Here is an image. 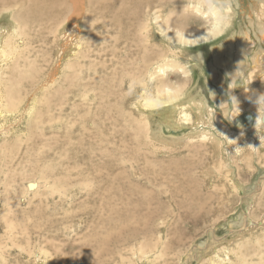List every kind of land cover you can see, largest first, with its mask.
<instances>
[{"label":"rangeland","instance_id":"obj_1","mask_svg":"<svg viewBox=\"0 0 264 264\" xmlns=\"http://www.w3.org/2000/svg\"><path fill=\"white\" fill-rule=\"evenodd\" d=\"M198 1L193 0L198 9L203 12L207 11V2L215 6L220 3L227 5L228 2L232 9L231 23H224L226 29L212 41L194 45H184L180 42L171 44L165 36L155 34L160 48L154 49V52L155 55L163 56V58L154 61H160V65L177 63L178 66L184 67L188 71V78L177 74L175 77L176 75L172 73L171 79L170 77L168 79L169 83L172 82L171 84L174 85L176 82L181 83V88L185 87L183 95L185 98L198 94L199 98L211 105L222 116L226 125L238 129L242 126L243 115L238 114L236 117L232 115L234 95L246 88V78L255 67L254 57H257L259 62L264 61V31H262L264 27L261 29L259 27V24L264 21L260 19L263 3L259 0H203L200 4ZM81 3L83 10L87 12L86 0H81ZM172 5L179 7L178 4L173 3ZM4 8L0 7V27L2 25L15 26L12 19L15 14L14 9L4 13ZM72 11L74 12V6ZM70 15H75V13ZM105 17L108 18V16ZM189 18L185 26L187 33L195 34L201 30H211L213 27L209 19L201 17L198 13ZM73 24L74 20L68 23L69 27ZM153 30L154 26L151 31ZM45 33L44 29H39L36 34L30 33L29 37L28 31L24 32L26 36L24 45H28V49L22 47L26 49L20 53V57L31 52L30 57L36 58L35 60L39 61L37 63L42 66L44 62L43 58H40L42 54L39 50L42 48L45 53L48 48L53 49L50 43H47V48H45L46 45L43 43ZM232 38L236 42V48H238L239 39H246L244 49L247 50H244L245 56L242 57L247 66L246 71H244V77L236 81V93L233 94L228 92L230 77L225 67L219 66L218 70H213L211 67L217 53L224 60L230 59L231 55L227 54L230 51L228 44ZM106 48L107 46H105V51H112ZM220 49L225 53L223 54ZM56 54L57 52L47 54V56H52V59L49 57L45 59L48 66H42V69H45L43 72H40L37 66L31 69L29 62H20L22 69L19 74L28 77L27 80L37 78V76H39L37 79H42L35 93L27 85L28 81H25L26 85L23 84L22 87L21 85L14 86L13 90L15 98H18L19 91L22 94L23 91L28 92L31 89L28 105L34 100L38 103L36 108L31 110L33 118L36 116L32 130H27L31 119L26 114L8 116L7 121H0V144L4 141L13 144L9 150L5 148L0 150V217H5L14 226L12 236L7 234L0 224V249L2 251L0 264H198L195 258H200L206 253L208 245L211 246L219 240L227 239L231 237V232L240 229V226H236L238 219H242L243 214L247 216L243 200L250 197L251 190L255 191L253 198L256 204L254 210L251 211V216L254 219L264 217V187H262L264 186V171H262L264 158L261 157L264 149L259 151L261 154L252 153L250 161L243 160L241 155H236L237 152L231 153L232 149L231 151L226 149L228 162L223 160L220 165L225 166L228 163L229 167L226 166L227 169H225L222 165L223 170L219 162L215 161L217 159L210 148L194 147V145H189V140L184 141L180 146L164 147L166 151H160L163 146L156 143L159 151H155L153 149L155 147L148 146L145 138L139 132H135L134 128L138 125L135 121L136 117L129 114L130 111H136L133 103L140 100L143 85L132 87L127 83L124 92L130 94V97L120 102V96L117 95L119 89L112 85L114 81L112 72L116 71L118 79L122 78L126 82L131 78L122 69H115L120 67L119 65L114 68V64L104 58L107 53L103 54L102 59L97 60L98 63L85 59L86 65L95 63L97 68L84 70L82 78L78 79V82L84 85L77 88L74 94L67 96V99L71 98L68 99L70 105H66V110L64 109L60 114L53 104L61 101L62 96H58L49 85L43 88V84H49V80L53 77L52 68L58 70H55L56 74L60 72V78L55 82V89L63 85V88L67 89L69 85L65 83L64 78H61L66 76L68 71L65 70L64 65H59ZM199 54L203 56L201 61L196 60L197 57L194 58ZM32 58L29 60L32 61ZM169 60L170 62H167ZM108 64L112 72L106 69ZM11 65L0 71V81H6L5 84H7L4 90L5 95L6 91L8 94L11 83L16 82L14 78L17 81L20 80ZM234 65H236L235 59ZM145 66L138 60L132 64L133 69L130 74L135 76L139 82H148L147 93L151 94L157 83L155 79L149 82L147 73L150 71L146 70ZM228 68L231 69L229 66ZM262 77L264 73H258L255 76L256 81L264 85ZM10 78L12 81H9ZM24 94L21 96L24 97L26 95ZM20 95L19 98H21ZM51 100L55 102L50 103ZM49 103L52 105L48 109ZM223 104L227 106L229 112L227 116L223 113ZM23 107L27 112L30 110V107L22 105L17 106V111ZM51 111L53 112L50 113ZM38 112L42 114L45 112L48 116L38 118ZM49 115H53L52 127L48 121L51 118ZM246 115L255 116L251 110L247 111ZM153 116L155 119L152 121V130L158 124L160 125V122L165 123L163 121L165 118L160 117L158 113ZM43 120H45L44 123ZM165 127L163 135L168 138L170 132ZM190 128L187 125L181 131L173 133V136L177 135L181 138L189 132ZM207 165L211 167L215 165L217 170L213 174L215 179H221L225 183L228 180L225 172L228 171L232 177L237 176L242 185L251 188L243 193L236 191L228 184L224 190L227 197L224 195L222 205H214L212 209L211 205L218 203L216 191L210 190L212 183L205 178L204 186L193 184V180L196 181L198 176L200 177L199 171ZM184 178L186 184L182 183ZM30 183L38 184L37 190L29 191ZM257 183L261 185V192L256 191ZM187 184H189L188 187ZM183 187H187L185 191L189 194L182 196L179 193ZM205 193H211L208 198L211 199L210 205L207 207L212 211L201 213L198 219L196 216L187 219L190 213L196 211L203 204V200L207 199L208 196ZM178 196L186 200H181ZM10 203H13L12 207ZM188 204L190 205L187 209ZM102 210H105L106 215L109 216L102 215ZM97 211L100 213L98 214ZM84 214H87V217ZM136 214H139L138 218ZM183 214L186 215L183 216ZM105 217H109V224L106 223ZM166 244L171 247V250L168 255L161 257V247L165 248ZM154 246H157L156 250ZM143 248L147 249L146 253L141 250ZM218 255L219 260L213 258L214 261L206 260L203 264L214 262H216L214 264H264V230L259 228L234 240L230 245H225Z\"/></svg>","mask_w":264,"mask_h":264},{"label":"bare ground","instance_id":"obj_2","mask_svg":"<svg viewBox=\"0 0 264 264\" xmlns=\"http://www.w3.org/2000/svg\"><path fill=\"white\" fill-rule=\"evenodd\" d=\"M68 1L67 0H0V7L2 8L5 7L4 13L10 12L11 9H14L15 11L14 16H12L15 26L10 25L8 27L7 25H2L0 27V71L5 69V67H8L10 64H12L11 66L13 70L17 72L16 75H19L20 78V80L18 79L19 81H17L14 78V81L16 82H14L13 84L11 83V87H9L8 94L6 91V95L4 94V90H6V85H7L5 84L6 81L3 80L0 81V121H4V122L7 121L8 116H15L17 114H21L24 116L26 114L30 116L29 118L31 119L28 122L29 124L27 126V130L30 131L32 130V124L36 119V116L35 118H33V112L31 110L36 108V104L38 103L37 101L35 102L34 100L30 105H28L29 103L28 101L30 98L29 91L32 89V92L35 93V90L39 88L42 82L41 79L42 77L40 76L41 80L37 79L39 78V76H37V78H33V79L29 78V80H27L28 77L24 76L23 74H19V71L22 69V64L20 62H29L28 64L29 66H31L30 67L31 69L37 66L39 71L43 72L45 71V69H42V66L45 67L48 66V63L46 64L47 60L45 61V59L47 57L52 59V56H47V54L51 55V52L52 54H55L57 52L56 58L59 60V65L61 66L64 65L65 70L68 71V74L61 78H64L63 80L65 81V83L69 85L67 89L63 88L64 85L61 88L57 87L55 89V82L57 81L58 78H60L59 77L60 72L59 73L57 72L58 74H56L55 73L56 68H52L51 70L53 77L52 79L49 80L50 81L49 84L47 83L43 84V88H46L47 85H49V87L53 89L58 94V96L59 95L62 96L61 101L53 104L54 108H57L56 111L60 112L61 114L64 111V109L66 110V105L67 106L70 105V102L68 101L69 97L67 99V96L74 94L77 88L84 85L83 83L78 82V79L82 78V75L84 74V70L89 71L93 69L95 70V68H97V65H95V63H93V65L91 64L86 65L87 62L86 60L89 61L93 60L98 63L97 60L102 59L104 57L103 54L107 53V55H105L104 58L105 59L107 58L108 62L113 63L114 68L119 65L120 67H117L115 69H122L131 78L130 81L128 82L124 81L122 78L118 79V75L116 71L113 72L111 71V66H109L110 64H108V66L106 67L107 70L112 72V78L114 80L112 85L113 86L115 85L119 89V93L117 95L120 96L119 99L120 102H123L126 98L130 97V94H126V92H124L127 83H129L132 87H135L137 85L140 86L143 85V94L140 100L133 103V105L136 108L135 109L136 111L134 112L130 111L129 114L134 115L136 117L135 121H137L138 125L136 126V128L133 127L135 132L136 131L139 132L141 136L145 138V141L147 142L148 146L155 147L153 148L155 149V151H159L158 150L159 146L157 147L156 143L163 146L162 150L160 151H166L164 147L168 148V147L180 146L183 144L184 141L189 140L190 141L189 145H194V147L200 146L201 148L203 147L204 149L210 148L214 152L215 155L214 157H216L215 159H217L215 161L219 162V166L221 167V169L223 167L227 169L226 166L229 167L228 163L225 166L224 164H222L223 167L222 165H220L223 160L227 161L226 149H228L229 151H231L232 149L231 153H233V151L237 152L236 155L238 154L241 155L242 159L247 161H250V158L252 157V153L257 154L260 153L259 151L261 149H264V85H262L263 83L259 84V82L256 81L255 78V76L258 73H262V74L264 73V68H263L264 61L259 62L258 58L254 57L253 60L255 63V67L250 72V74H248L246 78V86H245L246 88H244V91L242 92L240 91L238 94L234 95V110L232 115L233 117H236V115L238 114L243 115L242 126H240L238 129H233L232 127L226 125L225 122L222 120V116H220V114L216 112L211 107V105H208V103H205L203 99L199 98L198 94H196L194 97L191 95L185 98V96H183L185 87L181 88L180 86L182 85L181 83L179 84V82L178 83L176 82L177 84L175 83V85L171 84L172 82L169 83L168 79L172 73H174L175 75L177 74L179 76L183 75V78H188L187 76L188 71L184 67L178 66L179 64L177 63H166L160 65V61H154L156 59L161 60V58H163V56L159 57L155 55L154 49H157L158 47L160 48L159 42H156L157 36L155 34L165 36L171 42V44H176L180 42L183 43L184 45H194L203 42H209L212 41L215 37H217L218 34H221L226 29L224 23L230 24L231 23L230 20L232 19L231 18L232 9H231V5L228 2L227 5H223L220 3V5L218 6H215L213 3L207 2L206 4L207 11L203 12L198 9V7L195 5L193 0H86V3H88L87 5L88 8H87V12H85L83 10L84 8H83V4L81 3V0L79 1L75 0L76 2L74 0H68ZM202 1L203 0H199L198 2L201 4ZM259 2L263 3V6H261L262 17L260 15L259 16L261 17L260 19L264 20V0H259ZM173 3L178 4L179 7H174L172 5ZM73 6H74V12L72 11ZM78 12H80V14H78ZM74 13L75 15H70ZM197 13L200 14L201 17L204 16L207 19H209V21L213 23V27L211 30H201L200 32L195 34L187 33L185 31V26L190 20L189 17ZM105 16H108V18H106ZM73 20H74V24L71 27H69L68 23ZM152 26H154L153 31H151ZM259 27L260 29L264 27V21L259 24ZM39 29H44V32H46L45 33L46 37L45 40L43 41V43L46 45L45 48H47V43H50V45L52 44L53 47V49L48 48V51L45 53H44L45 51L44 49L41 48L39 50L40 53L42 54V57L40 58H43V62H44L42 66L37 63L39 61H36L35 60L36 58L33 59L32 57H30L31 52H28L26 55L20 57V53H22L23 50H25L26 48L28 49V45L26 46L24 45L26 40V36L24 32L28 31L30 37V33L36 34ZM262 31H264V29ZM245 38H247V36H245ZM245 41L246 39L238 40V48H239L238 49L235 47L236 44L235 40H233L232 38L228 44L230 51L228 50L229 54H227V55H231L229 57L230 61L224 60L219 53L217 54L215 53L216 56L214 58V63L211 66L213 70H218V67L222 66L225 67V69L228 71L227 73H229V77H230L229 78L230 85L228 92L231 94L235 92L236 81L238 80V78L242 77L244 71H246L245 67L247 66L246 64H244L242 59V57L245 56L244 54V50H246L244 49ZM29 44L31 45L30 42ZM105 46H107V48L111 49L112 51H105ZM22 47H26V48L22 49ZM221 52L223 53V51ZM233 55H235V57H233ZM30 58H32L33 60L32 61L29 60ZM194 58H196V60L201 61L203 59V56L199 54L196 55ZM23 59L24 61H22ZM234 59L236 65H234ZM138 60L146 65L145 66L146 70L148 69V71H150L147 73V76L149 77V82L153 81L154 79L156 80L157 85L155 83L156 87L154 89V92L151 94L147 93V89L149 86L148 82H139L135 76L130 74L133 69L132 64H135ZM167 62H170V60ZM154 66H156L155 69ZM228 66L231 67V69L228 68ZM12 68H8V69L11 70ZM8 73L11 74L10 72ZM177 75L175 77H177ZM11 77H13V75ZM1 78L3 79L2 74H1ZM261 79H264V77H262ZM10 80L11 78L9 79V81ZM25 81H28L27 85H29V88L31 89L30 90L28 89L29 90V91L27 90L28 92L23 91L22 94L19 91L17 93L18 95L16 94L18 98H15L13 91L14 86L21 85L20 87H22L23 84H25L24 83ZM182 81L183 83H186L185 80ZM217 85H219V83ZM23 93L26 94V95L24 94L25 95L24 97L21 96L23 95ZM19 95L21 96V98H19ZM57 99L58 97L56 98V100ZM53 101L54 100H51L50 103ZM17 103L19 105H17ZM50 103L47 106L48 109L52 105ZM22 105L30 107L29 110L30 112L29 111L27 112V110H25L24 107L21 108L19 111H17V106H22ZM77 106L78 105H76V107ZM247 106L249 107L247 108ZM222 107H223L222 109H224L223 113L227 116L229 113L227 110V106L223 104ZM52 110L55 109L52 108ZM249 110H251L255 114L254 119L249 118V116L246 115V112ZM52 112L53 111H51L50 113ZM156 113H158L160 117L165 118L163 120L165 121V123L163 122L164 124L163 125L162 122H160V125L158 124L157 126H155V129L152 130L153 128L152 121L155 119L153 115H155ZM138 114L140 115L139 117ZM46 115L47 114L45 112H43V114L41 112L37 113L38 118H40L41 116L44 117ZM50 116L51 115H49V117ZM206 116H208V118ZM52 117L53 115L48 120L51 127H52V123L54 122V119ZM133 119L135 118L133 117ZM44 122L45 120H43V123ZM187 125L190 126L191 128L188 133L186 132L183 135V137L179 138L177 137V135L173 136V133L181 131L184 127H187ZM164 127L169 130L168 132H170V137L168 138H166L165 135H163ZM1 128H3V126H1ZM7 131L9 132L10 130ZM11 144L12 143H6L5 141L2 142V144H0V150L3 148L9 150ZM196 151L198 152V150ZM261 157L264 158V154L261 155ZM232 161L233 160H231V162ZM216 165L218 166V164ZM216 171L217 170L215 168V165L212 167L211 165H207V167L203 168L202 171H199L200 177L198 176L196 181L193 180L194 186H197V184L202 186L203 183H206L205 178H207L212 183V186H210L212 188L210 190L213 191L215 190L217 193V194L215 193V195H217L218 198V203L211 205L212 209L214 205H218V206L222 205L221 202L224 200L223 197L226 194L224 190H226L228 184L231 187H233L236 191L238 192L242 191L243 193L249 191V189L251 188L242 185L240 183L239 178L237 179V176L232 177L228 171L225 172L227 174L224 173L228 178V180L225 183L224 181L222 182L221 179L217 180L213 177V174L216 173ZM262 171H264V167ZM217 173L221 174L220 172ZM194 174L195 173H193V176H195ZM214 181L217 183V185ZM182 183L186 184L185 178ZM183 184H181V186ZM188 185L189 184H187V187ZM37 187L38 184L30 183L28 190L35 191L37 190ZM187 187H183L180 189L179 193H181L182 196H185V194L187 193V191H185L187 190ZM255 188L256 191L258 190L259 192L261 190L260 183H257L255 185ZM213 191H211L212 194ZM254 193L255 191L251 190V193L249 194L250 197L245 199V201L243 200V203L246 208L245 212H247V216L243 214V218L242 219L240 218L241 220L238 219L236 226H240V229L231 232L232 234L231 237H227V239L217 241L215 243L217 245L215 244L211 246L208 245V247H206V253L202 254L200 258L197 257L195 258V260H198V264H200L201 262L203 264L206 260L214 261L213 258H218L219 260L220 258L218 254L223 251V247L225 245L226 246L230 245L234 240L240 239L259 228L261 230H264V217L259 219H254L251 216V211L254 210V208L256 207L253 198ZM187 194H189V192ZM209 194H206L208 196L207 199H205L206 197L204 198L202 197L203 199H205L203 200V204L199 206L196 211L193 212L191 210L192 213H190L187 219L191 217L194 218L195 216L196 219H198L199 217H201L200 215L201 213L203 214V212L212 211L210 210L211 208L208 209L209 207H207L208 205H210V201H211V199H208ZM210 197L213 198L212 195H210ZM179 198L184 201L186 200V199H182L181 197ZM12 204L13 203H10V207H12ZM190 204L186 206L187 209L189 208ZM99 213L100 211L98 212V214ZM101 214L106 215L107 213L105 212V210H102ZM85 215L87 217V214H84V216ZM184 215L186 214H183V216ZM81 218L83 217L81 216ZM0 219H1L0 224H2L1 226L5 228L3 229L7 231L6 233L7 234L9 233L13 236L14 235L13 223H10L5 217L3 218L2 216L0 217ZM100 221L101 219L99 220V223ZM105 221L106 223L109 224L110 223L109 217H107ZM156 247L157 246H154L155 250ZM141 250L145 253L147 252L146 248H143ZM170 250L171 247L166 244L165 248L161 247L160 256L163 257L164 255H168ZM0 255H2L1 249H0ZM42 261L44 262V260Z\"/></svg>","mask_w":264,"mask_h":264},{"label":"water","instance_id":"obj_3","mask_svg":"<svg viewBox=\"0 0 264 264\" xmlns=\"http://www.w3.org/2000/svg\"><path fill=\"white\" fill-rule=\"evenodd\" d=\"M249 118H252V119H254V116H253V115H249Z\"/></svg>","mask_w":264,"mask_h":264}]
</instances>
